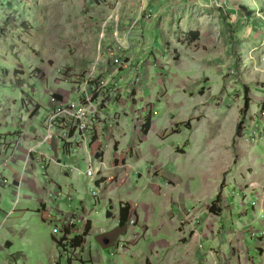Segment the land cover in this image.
Returning <instances> with one entry per match:
<instances>
[{
	"label": "rangeland",
	"instance_id": "rangeland-1",
	"mask_svg": "<svg viewBox=\"0 0 264 264\" xmlns=\"http://www.w3.org/2000/svg\"><path fill=\"white\" fill-rule=\"evenodd\" d=\"M112 1L0 0V160L15 139L26 147L20 182L38 159L24 165L27 132L51 95L76 99L93 68L116 72L87 145L103 162L91 184L86 149L55 157L32 194L0 187V242L12 244L0 264H264V0H178L126 27L134 58L113 54L122 19L116 33ZM124 205L125 234L102 247L96 235L118 226ZM69 214L65 240L54 229Z\"/></svg>",
	"mask_w": 264,
	"mask_h": 264
},
{
	"label": "built area",
	"instance_id": "built-area-1",
	"mask_svg": "<svg viewBox=\"0 0 264 264\" xmlns=\"http://www.w3.org/2000/svg\"><path fill=\"white\" fill-rule=\"evenodd\" d=\"M159 0H113L110 14L114 15L113 22L115 31H118V20L122 13H131L135 15V20H131V26L134 25L137 20L150 21L154 13L168 12L173 8H176L175 4L178 0H163L160 5H157ZM129 30L127 31L126 38L129 39ZM116 35V34H115ZM114 53L123 54L127 50L128 44L126 41L122 42L117 37L114 40ZM111 64L113 67L125 66L124 60L120 57L112 56ZM107 67V65H106ZM98 71L97 68H93L87 73L85 79L80 85L79 96L76 99H62L58 95H51L48 104V111L43 121L42 135L37 139L36 143L32 147L28 148L26 152L27 158L24 161V165L29 162L30 157L34 155L36 150H39L43 145L50 146L54 143L57 150L56 163L60 165L59 156L63 153L65 157L71 155H77L78 150H88V144L94 137V129L99 123V120L105 117L102 110L101 102L103 101V95H107L112 99L116 94L115 85V71ZM138 74V73H137ZM139 75V74H138ZM135 76V73L134 75ZM133 78V77H132ZM139 81L138 77H134L129 82V85H136ZM107 91V92H106ZM131 91V90H130ZM108 103V102H107ZM113 123L108 125L111 128ZM112 136L107 138L108 142L112 141ZM90 152V150H89ZM90 154V156H89ZM88 154L87 161L85 162V175L89 184L92 183L95 176L98 174L103 166V162L91 152ZM95 161L100 165L99 171H96ZM24 170L20 171V177L17 180V193L19 192V184L24 177ZM77 214H69L64 217L55 225L54 232L62 233L64 239L68 229H72L75 226V217ZM71 232V230H70ZM60 239V238H59Z\"/></svg>",
	"mask_w": 264,
	"mask_h": 264
},
{
	"label": "crops",
	"instance_id": "crops-1",
	"mask_svg": "<svg viewBox=\"0 0 264 264\" xmlns=\"http://www.w3.org/2000/svg\"><path fill=\"white\" fill-rule=\"evenodd\" d=\"M163 2V0H159L157 5H160ZM130 14V15H129ZM131 13H123L121 15V31H120V41L124 42L127 41L126 35H127V26L131 23L132 17H131ZM131 35L129 36L130 39ZM131 47V45H130ZM128 50L125 51V54H128V56L130 55V58H134L137 51L135 52L132 48H130ZM116 81V78H115ZM40 109H38L39 111ZM37 111V113H38ZM44 121V119H43ZM43 121L40 123L35 124V126L30 124V128L32 130H28L27 134H28V142H30V145H34L37 141V139L42 135L43 132ZM14 131V128H13ZM9 133V132H8ZM7 133V134H8ZM1 134V131H0ZM2 138V137H1ZM14 145V149H10L11 152L10 154L11 156V160H6L5 163L4 161L0 160V178H5L6 181L3 182L2 180H0V187H2L1 190H4L6 188L10 189L11 193H15L16 191H18L17 189V181L18 180V169L20 168L19 165H22L21 160L20 159H25V153L24 150L26 147H23L22 143L19 142L17 139H15L12 143ZM16 144V146H15ZM26 146V144H25ZM90 150V149H88ZM49 153H52V156H50ZM38 159L34 161V163L31 165L33 168L32 170L29 172V174H27L28 177H26L25 179H23L22 182H20L19 184V191L20 189L23 191H28L29 193L32 194V189H34V191L36 192L35 189V184H34V180L37 179L38 176H42L43 177V182L46 181V177L49 176V171H50V163L54 164V160L55 157L57 155V150L54 146V143L51 144L50 146L47 145H43L38 151ZM21 156L20 159H18ZM67 158V157H66ZM40 159V160H39ZM5 172H9L11 173L10 179L12 182H9L8 177L5 176ZM15 180V182H14ZM40 180V179H39ZM14 182V183H13ZM56 190H61L59 185H54L51 191H55ZM34 192V193H35ZM43 190H40V193L42 194ZM47 192V193H49ZM47 193L45 196H43L44 198L39 200V209L42 210L43 212H48L49 206H50V199L47 198ZM42 196V195H41ZM24 199H27L26 197H24ZM0 214H1V218L0 221L3 218V215L1 213L0 210ZM5 215V214H4ZM0 231H1V227H0ZM2 232V231H1ZM4 243V247H11L12 244L9 241V236H5L3 238H1V242H0V248L3 249L2 244Z\"/></svg>",
	"mask_w": 264,
	"mask_h": 264
},
{
	"label": "trees",
	"instance_id": "trees-1",
	"mask_svg": "<svg viewBox=\"0 0 264 264\" xmlns=\"http://www.w3.org/2000/svg\"><path fill=\"white\" fill-rule=\"evenodd\" d=\"M244 10V9H242ZM151 125V121L149 119V117L145 118V122L143 123V125H141V133L145 136L150 128ZM218 201V197L215 198V200L212 202V204L209 206L208 210L211 213H215L217 212V208L215 206L216 202ZM129 211L130 208L128 207V205H124L123 207L121 206L119 208V214H120V218H119V222H118V226L115 228V235L117 233V231L120 235H124L125 231H126V224L129 218ZM66 237V236H65ZM61 242V241H59ZM70 244L71 246H75V247H79L82 244V238L81 236H76L74 238L70 239ZM54 264H59L58 262L54 263Z\"/></svg>",
	"mask_w": 264,
	"mask_h": 264
},
{
	"label": "flooded vegetation",
	"instance_id": "flooded-vegetation-1",
	"mask_svg": "<svg viewBox=\"0 0 264 264\" xmlns=\"http://www.w3.org/2000/svg\"><path fill=\"white\" fill-rule=\"evenodd\" d=\"M76 237V236H75ZM96 240L102 247H107L115 240V227L107 230L106 232L96 235ZM108 241L107 245H103V241Z\"/></svg>",
	"mask_w": 264,
	"mask_h": 264
},
{
	"label": "water",
	"instance_id": "water-1",
	"mask_svg": "<svg viewBox=\"0 0 264 264\" xmlns=\"http://www.w3.org/2000/svg\"><path fill=\"white\" fill-rule=\"evenodd\" d=\"M108 244V241H103V245H107Z\"/></svg>",
	"mask_w": 264,
	"mask_h": 264
}]
</instances>
